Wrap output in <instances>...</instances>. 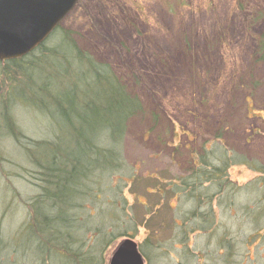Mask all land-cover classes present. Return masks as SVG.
Segmentation results:
<instances>
[{
  "label": "rangeland",
  "instance_id": "obj_1",
  "mask_svg": "<svg viewBox=\"0 0 264 264\" xmlns=\"http://www.w3.org/2000/svg\"><path fill=\"white\" fill-rule=\"evenodd\" d=\"M58 28L108 65L144 111L127 123L125 170L110 185L126 203L101 196L88 207L90 229L107 238L127 229L145 264H264V174L255 170L264 167V0H80ZM49 38L42 45L67 51L59 36ZM39 53L25 64L31 83L0 62V264H73L43 252L27 231L41 185L24 144L47 142L30 149L36 161L72 151L71 132L46 98L47 86L58 94L66 82L46 70L55 59ZM202 155L210 169L229 165L220 196L217 185L190 180ZM193 183L199 190L190 191ZM112 202L116 221L98 213ZM85 235L79 230L80 243L68 248L95 264H108L127 239L102 249L84 246Z\"/></svg>",
  "mask_w": 264,
  "mask_h": 264
},
{
  "label": "trees",
  "instance_id": "obj_2",
  "mask_svg": "<svg viewBox=\"0 0 264 264\" xmlns=\"http://www.w3.org/2000/svg\"><path fill=\"white\" fill-rule=\"evenodd\" d=\"M57 36L67 47L66 52L59 51L54 45L51 48L41 45L26 57L5 62L9 64L6 69L14 68L15 72H21V79L31 83L29 76L24 74L26 66L30 67L31 64L27 60L34 59L33 56L39 52L41 57L49 55L47 57L54 58L55 62L46 64L47 72H51L57 81L62 80L60 82L62 85L65 82L67 85L63 88L56 84L61 89L58 94H51L47 86L46 98L49 102L51 101L56 114L61 116L71 132L72 151L66 155L59 152L47 154L45 159L36 161L29 154L30 149L47 142L28 141L24 144L29 165L37 170L41 185L37 189L39 194L30 204L27 231H33L31 233L35 245L43 249L46 254L48 251H53L56 256L73 264L76 263L71 259L77 260V258L80 259V264H95L93 258L86 254L88 257L82 261L85 255H76L73 249L68 247L80 243L81 239L77 237L79 230L83 235L86 234L82 241L84 246L87 243L94 247L103 246L102 249H106L113 240L131 237L128 236L127 229L115 238H107L105 232L100 233L96 231V228L92 231L90 228L93 214L89 212L88 207L100 200L101 196L106 197L107 193L113 197H120L126 203L123 192L111 189L110 185L115 175L125 170L123 142L128 128L127 123L143 115L144 111L141 100L127 91L123 80L114 74L108 65L95 63L77 49L70 39V32L57 28L49 40ZM59 64L61 66H57ZM63 66L64 71L59 74ZM14 84L16 86V82ZM4 117L9 123L11 122L7 115ZM49 117L56 119L55 115H49ZM11 127L5 131H8V136L12 132L11 138L19 142V134L13 132ZM216 140L221 143L218 138ZM239 161L241 164L250 166L243 158ZM193 166L190 180L195 183L202 177L203 181L200 185L203 187L206 183L209 186L217 185L215 196H220L223 190L220 180L224 175V169L229 166L227 162L210 169L211 167L205 161V155H202ZM256 168V172L264 174V167ZM119 181L124 183L121 179ZM255 181L252 183L253 187L256 186ZM194 183L190 191L199 190V186ZM224 183L223 187L228 186L232 190H239L227 181ZM110 207L109 210H99L98 213L103 216V219L113 217L116 221L117 204L112 202ZM119 212L123 211L119 210ZM253 232L258 234L256 222L253 225Z\"/></svg>",
  "mask_w": 264,
  "mask_h": 264
},
{
  "label": "water",
  "instance_id": "obj_3",
  "mask_svg": "<svg viewBox=\"0 0 264 264\" xmlns=\"http://www.w3.org/2000/svg\"><path fill=\"white\" fill-rule=\"evenodd\" d=\"M80 0H0V62L26 57L62 24ZM108 264H144L137 244L122 240Z\"/></svg>",
  "mask_w": 264,
  "mask_h": 264
}]
</instances>
